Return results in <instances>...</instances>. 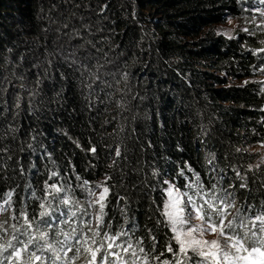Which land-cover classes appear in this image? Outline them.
Here are the masks:
<instances>
[{
	"label": "trees",
	"instance_id": "trees-1",
	"mask_svg": "<svg viewBox=\"0 0 264 264\" xmlns=\"http://www.w3.org/2000/svg\"><path fill=\"white\" fill-rule=\"evenodd\" d=\"M252 4L0 0V205L11 193L24 208L53 171L76 197L111 177V230L133 226L146 251L155 235L156 253L172 236L157 223L164 180L191 195L199 174L236 194L242 215L264 212L251 153L264 145V86L248 81L264 76V54L256 37L215 31Z\"/></svg>",
	"mask_w": 264,
	"mask_h": 264
},
{
	"label": "snow or ice",
	"instance_id": "snow-or-ice-1",
	"mask_svg": "<svg viewBox=\"0 0 264 264\" xmlns=\"http://www.w3.org/2000/svg\"><path fill=\"white\" fill-rule=\"evenodd\" d=\"M91 151L95 152V147ZM120 155L117 148L115 156ZM188 170L192 171L190 167ZM57 175L53 171L48 177L52 182L45 181L40 197L44 202L38 204V212L34 210L29 214L20 210L11 217L17 221L10 225L11 231L5 227L7 220L0 223L3 233L0 235V264H77L81 260L82 264H152L153 261L185 264L186 260H192L190 251L199 257L195 264H264V212L242 215L232 192L217 190L216 183L206 187L199 174L186 185L191 195L181 194L175 184L163 181L170 187L165 189L168 201L161 213L165 219L157 223H163L172 236L158 253L155 235L151 236L152 246L146 251L142 240L133 242L130 233L134 235V228L112 231L111 222L105 223L110 191L107 180L111 177L94 187H88V181L77 185L86 193L81 201L70 183L61 184L55 179ZM236 175L242 181L240 187H246L245 177L238 170ZM7 195L9 199L5 203H10L12 194ZM119 199L124 200V197ZM5 210L0 208V211ZM196 220L200 223H194ZM75 222L81 225L79 230L76 227L70 232L53 230L58 224L71 226ZM148 231L151 233V229ZM206 234L216 235L217 239L206 240L203 238ZM165 252L171 254V260H161Z\"/></svg>",
	"mask_w": 264,
	"mask_h": 264
},
{
	"label": "rangeland",
	"instance_id": "rangeland-1",
	"mask_svg": "<svg viewBox=\"0 0 264 264\" xmlns=\"http://www.w3.org/2000/svg\"><path fill=\"white\" fill-rule=\"evenodd\" d=\"M253 4L249 7L245 8V13L240 17V18H227L225 19L222 23L217 24L215 27V31L226 36V37H235L237 35V33H245V34H249L251 35V38H254L258 43L259 46L258 47V52L261 54H264V51H261L262 49H264V3L261 2V0H252ZM246 80H242L241 82L238 81L237 83H243ZM248 81H257L259 82V84H262V86H264V76L262 77H254V78H250L248 79ZM251 153L255 156L258 155V157L260 158L259 160L264 163V145H260L254 148L253 151H251ZM52 181H48V183H51ZM98 182H96L95 184H97ZM63 184V182H62ZM95 184H89L88 187H94ZM170 187V185H168L167 189ZM232 189V188H231ZM75 190V196H76V192L78 190ZM33 191V188H32ZM227 191L231 192L230 189H227ZM181 194L184 193L182 191H180ZM43 195L39 194L37 192H33L31 193H26L25 197L22 198V202L24 201L26 206L24 208H21V206H18V201L15 195H11V202L10 203H5V201H7L9 198L6 197L3 201V203L0 205V208L6 209L5 211H0V223H2L3 221L7 220L8 223L5 225L6 228H9V231H11L10 225L12 224H16L17 221L11 219L12 216L17 215V213L20 210H25L27 211L29 214H31L34 210L35 211H39L38 209V204L44 202L42 199H40V197ZM166 195V193H165ZM86 193H84L83 196L78 197L81 201H83L85 199ZM235 198V203H236V207L239 209V203H238V197L235 194L234 195ZM168 201V197L166 196V201L165 204ZM107 203V201H106ZM164 204V205H165ZM29 207V208H28ZM62 210H66L63 208V206H61ZM106 210V208H105ZM163 211H164V207H163ZM233 214H235V211L233 210ZM165 219V217H163ZM124 219V218H123ZM105 223H107V221L110 220V218H107V216L104 217ZM194 223L199 224L200 221L196 220L194 221ZM125 227H127L126 225H124ZM72 227H76L78 230L81 227V225L78 222L73 223L71 226L69 225H65V224H58L57 226L54 227V231L59 232L60 230H63L64 232H70ZM130 229L133 228V226H129ZM127 227V228H129ZM168 229V228H167ZM169 230V229H168ZM167 230V231H168ZM140 231V230H137ZM140 233V232H138ZM171 233V232H170ZM137 234V232L135 233ZM172 234V233H171ZM1 235H3V233L1 232ZM61 239H63V237H60ZM131 238L134 239V237L131 235ZM204 239L206 240H215L217 239L216 235L213 234H206L204 237ZM7 239V238H6ZM173 246L175 247V241H173ZM6 255V254H5ZM72 253H69V256H71ZM189 256L192 257V260H186L185 264H195V261L197 259H199V257L195 256L191 251L189 252ZM166 257H169L171 260V254L170 253H165L164 256L161 257V260L165 259ZM77 264H82V260L81 261H77ZM152 264H159V261H153Z\"/></svg>",
	"mask_w": 264,
	"mask_h": 264
}]
</instances>
